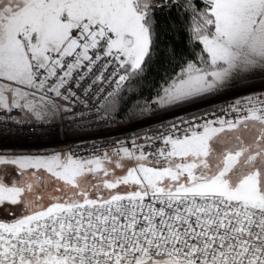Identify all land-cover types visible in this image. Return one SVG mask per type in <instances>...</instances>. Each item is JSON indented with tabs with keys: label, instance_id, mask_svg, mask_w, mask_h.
Here are the masks:
<instances>
[{
	"label": "snow or ice",
	"instance_id": "6c2138e0",
	"mask_svg": "<svg viewBox=\"0 0 264 264\" xmlns=\"http://www.w3.org/2000/svg\"><path fill=\"white\" fill-rule=\"evenodd\" d=\"M21 127L0 264H264V0H0Z\"/></svg>",
	"mask_w": 264,
	"mask_h": 264
},
{
	"label": "built area",
	"instance_id": "2783aa9c",
	"mask_svg": "<svg viewBox=\"0 0 264 264\" xmlns=\"http://www.w3.org/2000/svg\"><path fill=\"white\" fill-rule=\"evenodd\" d=\"M42 134V130L36 131V136L39 137ZM43 139H36L32 135H28L23 131L21 127L19 132L17 128H13L11 132H0V144L6 145V148L0 149V152L4 151H24V150H38L44 148H63L69 146V143L75 139L74 137H66L63 132L58 137L48 139L46 131L43 132ZM122 136L130 135V132L120 133ZM7 136V138H4ZM67 141V142H66ZM85 151H91V148H86ZM85 151H81L83 156Z\"/></svg>",
	"mask_w": 264,
	"mask_h": 264
},
{
	"label": "rangeland",
	"instance_id": "374dc122",
	"mask_svg": "<svg viewBox=\"0 0 264 264\" xmlns=\"http://www.w3.org/2000/svg\"><path fill=\"white\" fill-rule=\"evenodd\" d=\"M53 148H44V149H38V150H24V151H4L3 153L7 154L8 152H16V153H28V152H38V151H51ZM58 149V148H55ZM3 166H0V168H2ZM50 189V186H49ZM43 191V189L38 188L37 192H41ZM4 207H8L7 205H5ZM6 215V213L4 212L3 208H0V218H4Z\"/></svg>",
	"mask_w": 264,
	"mask_h": 264
},
{
	"label": "trees",
	"instance_id": "16d2710c",
	"mask_svg": "<svg viewBox=\"0 0 264 264\" xmlns=\"http://www.w3.org/2000/svg\"><path fill=\"white\" fill-rule=\"evenodd\" d=\"M173 16H175V13H173ZM161 19H163V18H161ZM182 39H183V36H182V34H180V35H176L175 40L173 41L178 50L183 48Z\"/></svg>",
	"mask_w": 264,
	"mask_h": 264
}]
</instances>
